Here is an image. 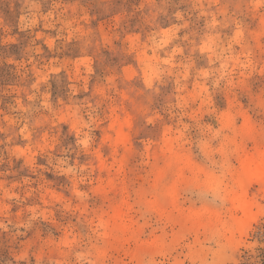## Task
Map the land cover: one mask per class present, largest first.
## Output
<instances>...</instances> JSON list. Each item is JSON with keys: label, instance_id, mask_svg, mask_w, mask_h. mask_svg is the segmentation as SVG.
Returning <instances> with one entry per match:
<instances>
[{"label": "rangeland", "instance_id": "374dc122", "mask_svg": "<svg viewBox=\"0 0 264 264\" xmlns=\"http://www.w3.org/2000/svg\"><path fill=\"white\" fill-rule=\"evenodd\" d=\"M252 160L264 0H0V264H264Z\"/></svg>", "mask_w": 264, "mask_h": 264}, {"label": "bare ground", "instance_id": "6f19581e", "mask_svg": "<svg viewBox=\"0 0 264 264\" xmlns=\"http://www.w3.org/2000/svg\"><path fill=\"white\" fill-rule=\"evenodd\" d=\"M126 120V119H125ZM116 139L124 142L127 139V133L125 132H118L116 134ZM247 164L245 165L244 168V174H243V178L240 181V187H241V191L239 192L237 199H238V208L242 211L243 216L245 215L244 220L241 223L240 229L239 231L244 230V228L246 227V225L248 224V221L251 219L252 217V213L250 210V205L251 203H248V201L244 198V192H243V188L251 182V181H255V182H263L264 181V162L260 161H246ZM249 225V224H248Z\"/></svg>", "mask_w": 264, "mask_h": 264}]
</instances>
